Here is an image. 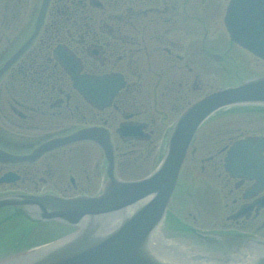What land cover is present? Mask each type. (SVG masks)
Returning a JSON list of instances; mask_svg holds the SVG:
<instances>
[{"label":"flooded vegetation","instance_id":"obj_1","mask_svg":"<svg viewBox=\"0 0 264 264\" xmlns=\"http://www.w3.org/2000/svg\"><path fill=\"white\" fill-rule=\"evenodd\" d=\"M230 1L50 0L34 42L0 79V150L31 155L51 139L105 127L115 149L152 153L164 140L163 125H170L190 98L209 90L215 67L229 65L237 53L247 57L225 28ZM41 2L0 0V50L15 52L31 37L35 26L24 36L23 19L32 13L36 18ZM61 53L72 59L81 79L120 88L107 102L101 90L98 104L89 102V92L76 90ZM223 117L207 123L189 160L188 170L200 171L190 182L211 196L200 206L201 221L224 236L264 239V110L245 111L235 126L230 115ZM122 124L140 128L141 134L121 137ZM237 141H243V156L240 173L232 174L225 158ZM94 147L77 142L33 163L0 161V196L93 194L102 169L96 152L87 150ZM7 173L18 181L2 182ZM212 245L215 251L225 248Z\"/></svg>","mask_w":264,"mask_h":264},{"label":"water","instance_id":"obj_2","mask_svg":"<svg viewBox=\"0 0 264 264\" xmlns=\"http://www.w3.org/2000/svg\"><path fill=\"white\" fill-rule=\"evenodd\" d=\"M249 14L250 25L242 16L241 5L247 2L248 12L254 0H233L228 14L234 41L264 58V4ZM46 0L38 21L41 25ZM252 27V31L243 28ZM33 38L0 70V76L28 48ZM80 88V86H79ZM264 104V79L245 81L241 86L213 93L189 108L174 126L166 154L158 169L148 178L123 182L114 175V156L109 138L100 142L109 166L107 182L96 197L61 199L55 196H6L0 208L21 206L34 219L56 221L78 227L73 235L49 246L3 264H264V241L247 240L245 246L228 256L179 252L176 244H160L158 228L165 218L169 199L175 189L179 171L192 138L200 125L223 108ZM90 133V132H89ZM87 132L56 140L43 146L27 159H36L44 151L64 143L90 136ZM100 141V140H98ZM237 147L238 162L241 158ZM7 156L19 162L24 158ZM217 239L225 240L223 237Z\"/></svg>","mask_w":264,"mask_h":264},{"label":"rangeland","instance_id":"obj_3","mask_svg":"<svg viewBox=\"0 0 264 264\" xmlns=\"http://www.w3.org/2000/svg\"><path fill=\"white\" fill-rule=\"evenodd\" d=\"M235 62H236L235 65H238L237 63H239V62H237V61H235ZM247 67L250 68L249 69L250 70L249 73H251V72H253V73H262V72H264V64H261V65L251 64V61H247ZM219 70L217 69V71H219ZM239 74H240V72H239ZM230 79H232L231 80L232 83H230V84H233L234 85V84L237 83L236 82L237 80H234L231 77H230ZM216 81H215V84L218 86V84H217ZM219 86H220L219 88H223L226 85H225L224 82H221L219 84ZM195 98L196 97H193L192 99H195ZM163 151H164V148H161V149L158 148L155 151L154 154H150V156H147V157L144 156V154H141V158H136V157L135 158H127V157L122 158L121 159V166H122L121 167V172L122 173L124 172L126 174L125 175L122 174L123 175L122 176L119 173V176L122 177V178H124V179H129V178H134L132 176H145V175L149 174L156 167V165L158 164L159 160L161 159V156H162ZM200 154H203V152L201 151ZM94 156H98V155L94 153L93 154V157ZM189 165H190V163L188 162V166ZM186 166H187V164H186ZM186 171L189 173L190 177H192V178L195 177V175L197 173L196 171H191V173H190V171L187 168H185L183 170V173L184 172L187 173ZM185 173H184V176L182 175L183 176L182 182H185L187 180V178H188L187 177V174L185 175ZM197 174H199V176H200V171ZM100 181H101V177H99L98 180L96 181V186L97 187H98ZM193 190H194V193L196 195H194L192 197V199H190V204L188 206L183 205V204H185V202L181 203L180 200H182L183 198H185V196L182 195V194H178L175 199L173 198L174 200L171 201V204L169 206L171 208L170 209L171 212H173L174 215L177 214V215H180L181 217H184V220H186L187 222H191V221H193V219H192L191 216H189L187 214H184L183 215L182 212H178L177 211V208H179V204L187 207L188 210H190V211L195 210V211L201 212L200 206H202V204L205 201L210 200V197H211V196H205V195L199 194L197 192L198 189H195L194 188ZM177 201H179V203ZM193 213L195 214V217H196V219H198V221L204 223V221H201V219H199V216H198V214L196 212H193ZM204 219L205 218H203V220ZM203 223H198V225H201V226L202 225H206V224H203ZM45 226L48 229V233L47 234L41 233L40 235H38L37 239L40 240V241H48V240H51L52 238H51L50 235H53L52 237H54V236L60 235L62 233V228L60 226L54 224V223L45 224ZM204 229H207V228H204ZM209 229H212V228L209 227ZM213 229H214V227H213Z\"/></svg>","mask_w":264,"mask_h":264},{"label":"bare ground","instance_id":"obj_4","mask_svg":"<svg viewBox=\"0 0 264 264\" xmlns=\"http://www.w3.org/2000/svg\"><path fill=\"white\" fill-rule=\"evenodd\" d=\"M171 243L176 244L175 242H171ZM176 247H177V246H176ZM177 249H178V251L180 250L179 247H177ZM179 252H182V251L180 250Z\"/></svg>","mask_w":264,"mask_h":264}]
</instances>
